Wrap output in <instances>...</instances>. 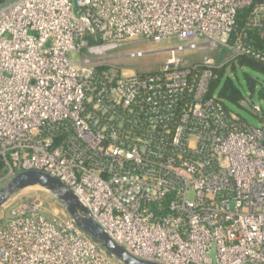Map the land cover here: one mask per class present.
<instances>
[{
	"label": "built area",
	"instance_id": "built-area-1",
	"mask_svg": "<svg viewBox=\"0 0 264 264\" xmlns=\"http://www.w3.org/2000/svg\"><path fill=\"white\" fill-rule=\"evenodd\" d=\"M252 2L0 5L3 178L36 170L59 179L86 217L141 260L264 264V113L254 106L261 125H250L210 93L215 70L234 59L264 65L246 36L229 41ZM248 26L264 39V6ZM139 40L168 44L126 56L169 54L158 70L122 69L105 56ZM219 47L231 54L222 65L183 55ZM114 260L63 206L50 216L38 197L0 221V264H122Z\"/></svg>",
	"mask_w": 264,
	"mask_h": 264
},
{
	"label": "rangeland",
	"instance_id": "rangeland-1",
	"mask_svg": "<svg viewBox=\"0 0 264 264\" xmlns=\"http://www.w3.org/2000/svg\"><path fill=\"white\" fill-rule=\"evenodd\" d=\"M178 42H173L171 45H177ZM168 44L163 45H156L149 41H143L139 40L138 42L130 43L124 47L118 48L116 50H112L108 52L105 56L107 58H115L113 59V64L117 65V67L122 69H132L139 73H145V72H153L159 69L161 63L163 60L167 59L168 55L167 53H162L160 55L150 54L146 55L144 57L139 58H127L126 56L130 52H134L137 49H144L145 51H149L150 49L153 50H159L160 47L162 49L166 48ZM208 50H198L194 53L189 54H183L184 57H186V60L192 62L195 60L202 59L203 56H209L213 58L217 65H222L226 61L230 59V52L222 47H219L214 50H210L209 48H205ZM87 53V52H86ZM84 56V55H83ZM71 58L74 60H79V56L76 53H73L71 55ZM112 62V61H111ZM231 66H228L226 69V75L233 78L236 83L238 84L240 90L245 95V101L243 103V108H237L231 105H228L229 109L233 111L234 113L238 114L240 117H242L248 124L253 126H260L261 121L258 117L254 116L253 114V108L254 106H258L262 109L264 113V101L260 100L258 91L259 87L256 88L255 93L253 96H250V93L247 91L245 81L243 80V74L242 71H247L246 68L244 69H238L237 74L231 72ZM260 79V82L264 86V77L258 76ZM11 178H1L0 179V190L10 181ZM38 197L39 199L43 200L46 204V207L48 208L49 215L53 216L54 212L56 210H60L62 205L58 202V200L47 190L41 189V188H27L24 190H20L15 192L7 201V203L0 209V221L7 219L9 215L10 208L17 204L19 201L23 199H30ZM214 257V256H213ZM117 262H120L124 264L123 262L119 261L118 259L114 260Z\"/></svg>",
	"mask_w": 264,
	"mask_h": 264
},
{
	"label": "water",
	"instance_id": "water-1",
	"mask_svg": "<svg viewBox=\"0 0 264 264\" xmlns=\"http://www.w3.org/2000/svg\"><path fill=\"white\" fill-rule=\"evenodd\" d=\"M9 1L11 0H0V5ZM34 187L49 191L66 209L76 225L94 242L99 244L108 255L118 259L124 264H160L153 261L138 259L124 248L117 245L97 223L91 218L86 217L88 211L79 203L77 197L59 179L44 172L30 170L20 172L14 176L0 190V209L15 192Z\"/></svg>",
	"mask_w": 264,
	"mask_h": 264
},
{
	"label": "trees",
	"instance_id": "trees-1",
	"mask_svg": "<svg viewBox=\"0 0 264 264\" xmlns=\"http://www.w3.org/2000/svg\"><path fill=\"white\" fill-rule=\"evenodd\" d=\"M257 6H264V0H253L251 6L243 8L238 12L236 25L230 36L229 41L233 42L240 36H246L247 42L250 45L264 51V39L259 36L258 30L248 26V22H250L252 18L253 10ZM228 66H231V72L235 75L237 74V70L239 68H246L247 71H242V77L245 81L247 91L252 97L256 91V88L259 87V98L260 100L264 101V86L260 82V79L258 77H264V65L247 57L236 58L229 64H226L215 70L214 73L216 75V78L213 79L211 83V94H216L218 98L221 99L227 107L228 105H231L237 108H243L245 95L240 90L236 81L226 75V69ZM1 168L2 166H0V179L5 176V172Z\"/></svg>",
	"mask_w": 264,
	"mask_h": 264
}]
</instances>
